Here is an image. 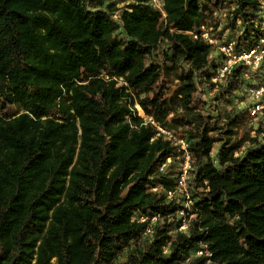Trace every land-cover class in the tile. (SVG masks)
Masks as SVG:
<instances>
[{
	"label": "trees",
	"instance_id": "16d2710c",
	"mask_svg": "<svg viewBox=\"0 0 264 264\" xmlns=\"http://www.w3.org/2000/svg\"><path fill=\"white\" fill-rule=\"evenodd\" d=\"M159 1L0 0V264H264V0Z\"/></svg>",
	"mask_w": 264,
	"mask_h": 264
},
{
	"label": "built area",
	"instance_id": "2783aa9c",
	"mask_svg": "<svg viewBox=\"0 0 264 264\" xmlns=\"http://www.w3.org/2000/svg\"><path fill=\"white\" fill-rule=\"evenodd\" d=\"M262 32L263 36L260 39L258 45L254 47L253 49L249 51H245L241 53L238 57L234 56L232 54V47L231 45H228L226 47H223L221 51L223 52L224 56L226 57V65L221 69L220 71V77H223L225 73H228L231 68L239 63H242L244 65L257 68L262 61L264 60V12L262 14ZM206 37V35H204ZM247 95L249 96L250 100L252 101V108H251V115H263L264 114V85H261L259 87H249L247 89ZM162 133H165L162 131ZM181 149L185 150V144L181 142ZM190 167L189 163V156L185 155V161L181 169V174L179 176L177 185L175 187V191L184 195H187V181H188V170ZM162 170V168H161ZM153 191H157L156 188L153 189ZM174 192L169 191L167 192L168 198H171L173 196ZM187 201L185 205V210H181L178 212V215L183 218V223L180 226L179 230L185 231L187 229V220H186V211H189L191 202L188 200L189 197L186 196ZM208 249L206 246L204 247V250H199L195 252V256H201V255H207Z\"/></svg>",
	"mask_w": 264,
	"mask_h": 264
},
{
	"label": "rangeland",
	"instance_id": "374dc122",
	"mask_svg": "<svg viewBox=\"0 0 264 264\" xmlns=\"http://www.w3.org/2000/svg\"><path fill=\"white\" fill-rule=\"evenodd\" d=\"M105 8L114 14V17H116V15L121 12L125 7H127L128 5H130L131 3L134 2V0H103ZM152 3L155 7L160 8L161 7V1L159 0H152ZM249 103V100L246 99L244 104H240V107H242L243 105ZM136 109L138 111V114L142 117H144V115H141L139 113V107L136 106ZM264 123V117L263 115L259 114L254 116V118H252V116L248 119L247 121V126L246 128L249 130V137L255 136L256 135V130L257 128H259V125ZM246 129V130H247ZM247 143L244 144V147H247ZM243 150V149H242Z\"/></svg>",
	"mask_w": 264,
	"mask_h": 264
},
{
	"label": "bare ground",
	"instance_id": "6f19581e",
	"mask_svg": "<svg viewBox=\"0 0 264 264\" xmlns=\"http://www.w3.org/2000/svg\"><path fill=\"white\" fill-rule=\"evenodd\" d=\"M139 113H140L141 115H143V112L141 111V109H139Z\"/></svg>",
	"mask_w": 264,
	"mask_h": 264
},
{
	"label": "water",
	"instance_id": "95a60500",
	"mask_svg": "<svg viewBox=\"0 0 264 264\" xmlns=\"http://www.w3.org/2000/svg\"><path fill=\"white\" fill-rule=\"evenodd\" d=\"M139 107V106H138Z\"/></svg>",
	"mask_w": 264,
	"mask_h": 264
}]
</instances>
